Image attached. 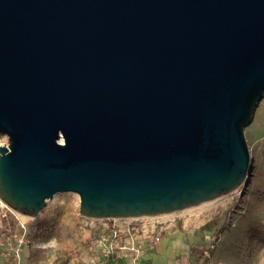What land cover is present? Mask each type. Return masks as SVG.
<instances>
[{
    "label": "water",
    "instance_id": "obj_1",
    "mask_svg": "<svg viewBox=\"0 0 264 264\" xmlns=\"http://www.w3.org/2000/svg\"><path fill=\"white\" fill-rule=\"evenodd\" d=\"M264 0H0V200L171 214L244 185Z\"/></svg>",
    "mask_w": 264,
    "mask_h": 264
},
{
    "label": "rangeland",
    "instance_id": "obj_2",
    "mask_svg": "<svg viewBox=\"0 0 264 264\" xmlns=\"http://www.w3.org/2000/svg\"><path fill=\"white\" fill-rule=\"evenodd\" d=\"M245 135L252 163L242 187L199 205L195 211L186 209L160 217L165 222L177 215L188 216L201 226L202 236L204 231L211 232L207 240L209 262L204 264H264V99ZM80 203V197L73 193H60L47 201L37 218L29 219L0 204V264H51L54 260L59 264H88L86 253L73 248L84 239V231L88 232L86 245L90 247L91 240L104 233L105 222L82 217ZM22 223L29 228V241L22 246L23 259L17 263L13 252L19 248Z\"/></svg>",
    "mask_w": 264,
    "mask_h": 264
},
{
    "label": "crops",
    "instance_id": "obj_3",
    "mask_svg": "<svg viewBox=\"0 0 264 264\" xmlns=\"http://www.w3.org/2000/svg\"><path fill=\"white\" fill-rule=\"evenodd\" d=\"M188 216L179 217L160 229V240L155 237L140 241L143 247L141 260L138 264H204L209 262L210 246L207 240L209 231L200 233L201 226L191 222ZM84 239L75 244V248L86 253L88 264H132L130 254H119L106 259V252L91 240V246L86 244L88 232L84 231ZM91 237V236H90ZM85 243V244H84ZM87 248H86V247ZM89 248V249H88ZM88 249V250H87Z\"/></svg>",
    "mask_w": 264,
    "mask_h": 264
},
{
    "label": "built area",
    "instance_id": "obj_4",
    "mask_svg": "<svg viewBox=\"0 0 264 264\" xmlns=\"http://www.w3.org/2000/svg\"><path fill=\"white\" fill-rule=\"evenodd\" d=\"M10 139L8 136H0V147H9ZM2 207H7L0 202ZM179 212V211H178ZM180 216L161 221L160 216L126 218V219H107L104 220L103 234L96 236V242L106 252V259L119 254H130L132 264H138L141 260L143 247L140 241L144 238L155 237L160 240V229L167 223L170 224ZM182 217V216H181ZM184 217V216H183ZM44 230H47L44 229ZM29 241V228L27 224L22 223L21 234L19 236V248L13 252L14 260L21 263L23 259L22 246ZM51 264H59L57 260Z\"/></svg>",
    "mask_w": 264,
    "mask_h": 264
},
{
    "label": "bare ground",
    "instance_id": "obj_5",
    "mask_svg": "<svg viewBox=\"0 0 264 264\" xmlns=\"http://www.w3.org/2000/svg\"><path fill=\"white\" fill-rule=\"evenodd\" d=\"M74 195H76L78 198L80 197L77 193H73ZM4 204V203H3ZM5 205V204H4ZM200 208V206H196V207H193L192 209L190 208V209H188L190 212H192L193 210L195 211V210H197V209H199ZM171 214H163V215H159L160 217H163V218H165V217H168V216H170ZM22 217H24L25 219H29V217L28 216H24V215H22Z\"/></svg>",
    "mask_w": 264,
    "mask_h": 264
}]
</instances>
